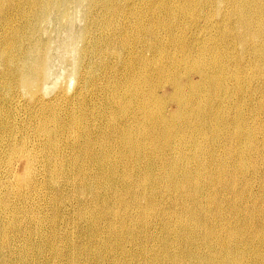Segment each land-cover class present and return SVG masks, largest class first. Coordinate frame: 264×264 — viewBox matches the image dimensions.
Listing matches in <instances>:
<instances>
[{"label": "bare ground", "instance_id": "1", "mask_svg": "<svg viewBox=\"0 0 264 264\" xmlns=\"http://www.w3.org/2000/svg\"><path fill=\"white\" fill-rule=\"evenodd\" d=\"M0 264H264V0H0Z\"/></svg>", "mask_w": 264, "mask_h": 264}, {"label": "rangeland", "instance_id": "2", "mask_svg": "<svg viewBox=\"0 0 264 264\" xmlns=\"http://www.w3.org/2000/svg\"><path fill=\"white\" fill-rule=\"evenodd\" d=\"M97 13V15H99V12L97 11L96 12ZM77 14V15H76ZM75 14V16H74V18H76L75 19V25L76 26H78V27H82V26H87V25H93V24H91V22H90V20H88V21H86L84 18H83V16H82V13H76ZM95 14V13H94ZM100 21V18L96 21V23H98ZM65 33H67V32H65L64 31V34ZM64 34H62V36L64 35ZM66 35V34H65ZM64 38V36L63 37H61L60 39H63ZM58 49V47L56 48V50ZM56 50H54V58H56V56H57V58L56 59H54L53 60V63H52V67H51V79H50V82H49V84H48V87H47V89H46V92H53L55 89H57V86H67L68 87V90H69V92L70 93H72L73 91H74V89H75V85H76V79H75V77H70V78H72V79H70L69 77H66V76H68V71H67V74H66V68H68L67 66H68V64L70 65V63L68 62V63H66V65H65V63H64V61H63V59L64 58H66L65 57V53L63 52V50L61 49V48H59L58 50H57V52H55ZM62 50V51H61ZM55 53H57V54H55ZM62 57H63V59H62ZM59 58H60V60H59ZM57 59H58V62H57ZM62 59V60H61ZM56 60V61H55ZM62 61V62H61ZM60 62V63H59ZM66 62V61H65ZM59 63V64H58ZM64 63V64H63ZM56 64V65H55ZM61 64V65H60ZM63 64V65H62ZM65 65V66H64ZM64 66V67H63ZM56 67V68H55ZM54 69H56V70H54ZM64 71H63V70ZM66 69V70H65ZM53 71V72H52ZM54 71H56V72H54ZM66 74V75H64V73ZM53 73H56V74H53ZM58 74V75H57ZM61 74V75H60ZM54 76H56V77H54ZM57 76H59V77H57ZM61 76V77H60ZM54 77V78H53ZM194 79H198V77H194ZM59 80H60V82H59ZM52 81H53V83H52ZM55 81V82H54ZM22 94H25V93H23V92H21ZM169 109H171L170 111H174V110H176V104L175 103H171L170 105H169ZM18 171L19 172H22L23 171V165H21V166H19L18 167Z\"/></svg>", "mask_w": 264, "mask_h": 264}]
</instances>
